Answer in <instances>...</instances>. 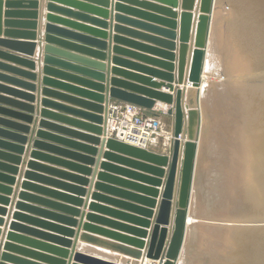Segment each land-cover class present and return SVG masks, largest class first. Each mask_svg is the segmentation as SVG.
<instances>
[{
  "label": "water",
  "instance_id": "obj_1",
  "mask_svg": "<svg viewBox=\"0 0 264 264\" xmlns=\"http://www.w3.org/2000/svg\"><path fill=\"white\" fill-rule=\"evenodd\" d=\"M118 1L149 12L123 7L121 10L128 13L111 15L108 34L104 30L59 20L95 34L101 42L85 34L46 27L43 73L96 91L43 78L46 85L99 103L42 90L45 95H56L91 108V112H78L52 103L54 107L75 111L93 120L99 125L92 128L98 134L102 130L100 126L103 127L105 138L83 136L92 145L70 142L80 147L83 154H67L90 165L93 163L90 157L98 152L96 145H101L99 152L104 161L100 164L102 171L97 173L96 183L100 192L93 197L109 206L90 204V213L86 212V205L80 212L60 206L66 212L79 214L75 231L55 227L73 239L50 238L61 245L50 248L60 258H43L51 264H73V260L87 264H141L144 258L158 260L159 264H173L180 255L177 264H264V0ZM24 5L36 9L37 2ZM31 11L28 13L35 19L37 12ZM129 14H136L137 18L125 16ZM30 24L35 26L34 22ZM99 24L106 27L105 22ZM113 33L122 37H114ZM17 34L25 36L26 32L20 30ZM58 34L61 37L55 36ZM81 42L95 44L98 50H91ZM112 42L152 56L113 46ZM4 45L7 49H18L1 39L0 46ZM7 49H0V71L7 73L0 74V81L28 91L35 90L38 86L32 82L37 75L25 67H31L32 63L15 58ZM112 54L134 58L144 64L125 62ZM88 55L93 57L88 58ZM111 63L115 66L111 67ZM61 71L94 78L97 82ZM0 92L32 100L26 93L1 85ZM40 92L39 87L37 93L40 95ZM110 99L121 102V109L131 104L151 110L157 101L167 105L166 112L172 116L169 153L152 152L111 134L107 136ZM36 102L48 105L43 99ZM34 112L41 113L44 119L51 116L38 108L35 110L27 102L0 95L2 194L11 192L8 185L15 182L13 175L17 173L16 165L21 161L19 155L24 151V144L43 148L40 139L62 142L41 130L36 132V124L68 133L44 119L34 118ZM180 135L185 138L181 144ZM104 147L106 150L102 153ZM181 153L182 160L178 162ZM30 155L45 157L35 151ZM67 165L89 174L85 166ZM29 166L80 185L87 183L81 177L33 163ZM5 201L0 196V203Z\"/></svg>",
  "mask_w": 264,
  "mask_h": 264
},
{
  "label": "crops",
  "instance_id": "obj_2",
  "mask_svg": "<svg viewBox=\"0 0 264 264\" xmlns=\"http://www.w3.org/2000/svg\"><path fill=\"white\" fill-rule=\"evenodd\" d=\"M31 1L37 2L36 9H31L24 5L25 2ZM113 4L114 9L112 8ZM50 6L52 9H49ZM123 7L133 8L141 12H149L144 11L142 8L134 7L118 0H102L101 2H97L96 0H0V40H8L13 44V46L18 48L16 50L11 48L7 49L4 45L0 46V49L3 51H6L7 49L9 54L15 58L32 63L31 67H25L37 75V79L32 83L35 87L38 86L37 88H41L39 95L37 93V88L33 91H28L14 84L0 81L1 86L26 93L32 96V100L27 101L20 99L19 96H13V94H7L4 92H0V95L12 98L14 97L31 104L35 110L38 108L40 112H42V110L45 111L51 116L44 119L41 116V113L37 115L34 112L32 115L39 121L44 119L46 122L55 124L68 132L54 131L48 128L39 127L38 124H36L34 126L36 132L41 130L47 134L58 137L62 140V142H54L49 139H40V142L45 146L43 148H35L33 144L27 146V143L23 145L24 151L19 155L21 161L16 165L17 173L13 175L15 182L11 185H8L9 188H11V192L9 194L0 193V196L6 200L4 203H0V263L2 264H51L43 257L60 258L50 248H59L61 245L50 238L55 237L66 240L73 239V237L71 238L64 233L59 232L57 229H55V227L70 228L72 231H75L76 223L79 218V214L76 215L75 213L66 212L60 208V206L80 212L84 209V205H86V212L89 213L92 212L88 211L90 209V204H98L106 207L109 206L93 197V194L100 192L98 189H96V183L98 182L97 173L102 171L100 169V164L104 161L103 155L101 152H99L101 145H96V150H98V152L97 154L90 157L93 160V163L90 165L82 162L77 157L67 154V152L72 154H83V151L80 147L72 146L69 144L70 142L78 145H92V143L85 140L83 136H92L94 138H98L99 140L105 138L103 135V127L100 126L102 130L99 134L94 132L92 128H97L99 125H97L93 120H90L87 117L75 112H91V108L69 102L56 95H45L42 93V90L45 89L60 96H70L83 100L84 102H92V104L99 103L86 96L70 92L53 85H46L43 83V78L63 82L74 87L82 88L89 92L96 91L63 78L46 76L43 73V67L45 65L43 50L46 44L45 38L48 35L46 28L47 26H52L57 29H63L77 34H85L90 38L99 40L101 42L102 40L96 37L95 34L89 32L86 33L77 28L67 26L59 20H67L75 24L94 28L96 30H104V32L108 34V24L110 23L111 15H123L128 13L127 11L123 12L124 9L121 10ZM31 10H36L37 12V17L35 19L32 18V15L28 13L32 12ZM99 11H104L105 13H99ZM125 16L137 18L136 14H129ZM30 22H34L35 26H32ZM99 22H105L106 27L103 28ZM113 24H115L114 21ZM20 30L25 31L26 35L20 36L17 34ZM113 35L114 37H122L117 33H113ZM55 36L61 37L59 34ZM69 41L80 44V42L78 43V41H73V39H69ZM81 44L87 46V48L91 50H98L95 44L82 42ZM112 45L121 46L126 50L136 51L140 54H147L133 49L132 47L118 43L112 42ZM57 47L59 46L57 45ZM112 56H116L125 62L144 64L137 59L129 58L127 56L114 54H112ZM92 57L93 56L90 57L88 55V58ZM0 61L2 60L0 59ZM3 62L5 61L3 60ZM103 62L106 64L105 58L103 59ZM7 63L18 65L17 63ZM110 66L112 67L115 65L111 63ZM58 70L60 71V69ZM61 72L70 74L72 76H77L85 80H90L92 82H97L94 78L90 79L88 77H84L83 75H76L71 73V71ZM0 74L7 73L0 71ZM9 76L12 78H18L15 75ZM39 79H41V82ZM38 99L46 100L48 105L43 106L42 104H37L36 101ZM52 103L70 108L71 110L75 111L73 112L64 108L54 107ZM122 106L123 104L116 100L110 99L108 102L109 112L115 109H120ZM167 108V105L157 101L154 108L151 110L140 109L143 116L150 119H158L160 121V128L158 132L151 136L148 146H146V149L152 152L159 153L157 151L159 147L162 149L165 148V146L160 143L162 140L161 137L165 135L164 132L166 130H170L171 136L172 116L165 112ZM108 127L109 126H107V128ZM69 132H73L77 135H71ZM107 136H110L109 131L107 132ZM170 136H168V138H170ZM33 140H36L35 136ZM105 150L106 148L104 147L102 153H104ZM32 151L39 153L41 156L52 158L56 161H51L45 157L34 158L30 155ZM31 163L36 164L37 166L63 172L70 176L84 178L86 179L87 183L85 185H80L75 183L73 180L56 175L50 171H45L41 168H32L29 166ZM67 164L85 166L89 169V174L86 175L81 173L79 170L71 169ZM74 188H79L83 190V192L76 191ZM100 194H103V192ZM68 198H73L78 202ZM64 218L74 220L75 223L69 224L65 222ZM142 260V264H147L145 262V258ZM72 263L87 264L81 260H73ZM153 264H157V261H154Z\"/></svg>",
  "mask_w": 264,
  "mask_h": 264
},
{
  "label": "built area",
  "instance_id": "obj_3",
  "mask_svg": "<svg viewBox=\"0 0 264 264\" xmlns=\"http://www.w3.org/2000/svg\"><path fill=\"white\" fill-rule=\"evenodd\" d=\"M108 125V131L113 137L139 145L155 130L153 120L145 118L140 108L131 104L109 112Z\"/></svg>",
  "mask_w": 264,
  "mask_h": 264
},
{
  "label": "rangeland",
  "instance_id": "obj_4",
  "mask_svg": "<svg viewBox=\"0 0 264 264\" xmlns=\"http://www.w3.org/2000/svg\"><path fill=\"white\" fill-rule=\"evenodd\" d=\"M209 34H210V31H209ZM208 40H209V35H208ZM207 47H208V43L206 44V49H205V51H206V53H207ZM205 60H206V56H205ZM204 67H205V62H204ZM202 80H203V75H202ZM202 80H201V87H202ZM166 112V111H165ZM167 113V112H166ZM168 114V113H167ZM169 115V114H168ZM171 116V115H170ZM145 117V116H144ZM145 118H147V117H145ZM153 120V125L155 126V130H154V132L153 133H156V132H158V130H159V128H160V121L158 120V119H152ZM172 131V130H171ZM165 135L163 136V137H161V143L160 144H162L163 146H165V150L164 149H162L161 147H159L158 148V152L159 153H161V154H168V152H169V148H170V144H169V140H170V138H168V136H170V130L168 129V130H166L165 132ZM113 136V135H112ZM153 136V135H152ZM171 137V136H170ZM198 142H199V140H198ZM198 142H197V144H198ZM147 146H148V144H147ZM197 149H198V147H197ZM196 156H197V154H196ZM196 158V157H195ZM195 161V160H194ZM195 164H196V162H195ZM192 186H193V181H192V185H191V192H190V200H191V193H192ZM178 193V192H177ZM178 202V201H177ZM177 202H176V207H177ZM190 205V204H189ZM189 208H190V206L188 207V209H187V212H186V215L188 216L189 215ZM185 228H186V226H185ZM185 231H187L186 229H185ZM184 236H186V233H185V235ZM180 256V255H179ZM179 256H178V258H176L174 261H173V264H177V262H178V259H179Z\"/></svg>",
  "mask_w": 264,
  "mask_h": 264
},
{
  "label": "bare ground",
  "instance_id": "obj_5",
  "mask_svg": "<svg viewBox=\"0 0 264 264\" xmlns=\"http://www.w3.org/2000/svg\"><path fill=\"white\" fill-rule=\"evenodd\" d=\"M212 14H213V9H212V13H211V17H212ZM211 20H212V18H211ZM210 27H211V21H210ZM209 31H210V28H209ZM208 43V42H207ZM205 56H206V51H205ZM205 56H204V62H205ZM203 73H204V64H203V70H202V73H201V80H202V75H203ZM200 93H201V83H200ZM199 107H200V110H201V106H200V98H199ZM107 126H109L108 125V120H107ZM154 133H152L149 137H147L146 138V140L145 141H143V142H141L140 144L141 145H139V144H136V143H134L133 145H135V146H139V147H144V148H146V146H147V144H148V142H149V140H150V138H151V136L153 135ZM171 136H172V133H171ZM178 140L180 141V144H181V142H184L185 141V138L184 137H182L181 135L178 137ZM170 141V140H169ZM198 142V141H197ZM131 144V143H130ZM169 153V152H168ZM179 159L180 160H182V153L180 154V156L178 157V162H179ZM180 164H181V162H180ZM189 200H190V197H189ZM187 222H188V216L186 215V217H185V226H186V230H187ZM185 233H186V231H185ZM185 235V234H184ZM146 259V263L147 264H153L154 263V261H157V264H159V261L158 260H153V259H148V258H145ZM143 261V260H142ZM142 261H141V264H142Z\"/></svg>",
  "mask_w": 264,
  "mask_h": 264
}]
</instances>
